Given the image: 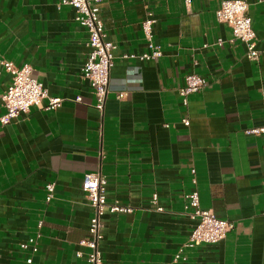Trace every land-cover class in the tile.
Masks as SVG:
<instances>
[{
    "label": "crops",
    "instance_id": "1",
    "mask_svg": "<svg viewBox=\"0 0 264 264\" xmlns=\"http://www.w3.org/2000/svg\"><path fill=\"white\" fill-rule=\"evenodd\" d=\"M221 1L99 0L116 46L101 111L83 76L91 48L74 8L0 0V118L11 80L3 61L29 65L48 96L61 99L52 110L0 119V264H26L30 251L20 244L32 235V264H86L88 172L105 179L107 205L133 208L102 213L101 264H264V134L246 132L264 126V2L245 0L260 52L251 60L217 17ZM148 18L162 51L152 60L139 57L149 51ZM191 73L206 83L184 105L179 90ZM194 190L203 208L234 227L187 248L194 220L186 195ZM180 248L186 259L175 261Z\"/></svg>",
    "mask_w": 264,
    "mask_h": 264
},
{
    "label": "built area",
    "instance_id": "2",
    "mask_svg": "<svg viewBox=\"0 0 264 264\" xmlns=\"http://www.w3.org/2000/svg\"><path fill=\"white\" fill-rule=\"evenodd\" d=\"M190 3L191 0H185ZM264 2V0H259ZM99 0H62V4L70 5L74 8V19L88 32V42L91 50L83 66V76L89 80L95 96L96 107L103 110L108 95V85L110 71L113 66V50L115 44L106 39L104 23L100 16L98 6ZM217 17L226 22L232 29L233 36L231 42H243L247 47L246 55L251 60L259 58L257 49L256 34L252 27V18L248 13V3L245 0H222L216 10ZM152 19L148 18L143 22V29L149 38V51L139 55L142 59L152 60L161 55L162 51L159 46L152 41L151 32ZM221 43V40H219ZM131 58L137 57L135 54L125 55ZM3 66L11 74L10 84L7 86L2 95V101L5 113L0 118L1 122L7 123L18 118L24 113H28L32 107L42 110H52L60 105L61 99L58 97L48 96V90L32 72L29 65L16 66L11 61H3ZM206 80L198 73H191L185 77V84L180 88L179 94L184 105L188 104V98L191 94L197 93L203 89ZM124 93H119L118 97L122 98ZM47 98L48 102L43 103ZM184 124L189 125L190 120L184 119ZM247 133H263L264 126L252 128ZM194 172V170H193ZM105 179L98 172H88L85 174L82 182L89 204L93 208V216L90 219L89 232L90 236L81 240L80 244L88 248L86 264H101V254L99 251V239L101 237V215L106 208L112 212H131L133 208L123 206L118 203L107 205L104 193ZM46 200L50 201L54 197L55 183L48 182L45 185ZM189 214L194 220L192 233L185 243V247L194 248L207 242H215L226 236L232 230L234 223L228 219L220 218L212 209L203 208L200 205L199 194L194 190L186 195ZM157 195L154 194L153 201L157 202ZM157 209L162 211L163 208L158 206ZM41 221L38 222V227ZM38 235L29 236V238L20 244L22 249H29V256L26 257V264H32V254L38 250ZM180 248L174 257V260H185Z\"/></svg>",
    "mask_w": 264,
    "mask_h": 264
}]
</instances>
